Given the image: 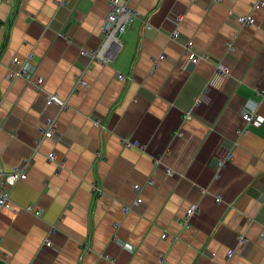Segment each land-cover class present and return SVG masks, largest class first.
<instances>
[{
	"label": "crops",
	"instance_id": "1",
	"mask_svg": "<svg viewBox=\"0 0 264 264\" xmlns=\"http://www.w3.org/2000/svg\"><path fill=\"white\" fill-rule=\"evenodd\" d=\"M257 1L129 0L139 18L121 50L88 66L78 47L99 46L109 0H0V173L31 159L0 210V264H264V122L236 134L247 102L264 118ZM244 15L255 24L234 20ZM175 30L208 59L189 65ZM30 53L44 88L67 103L59 141L37 130L33 86L8 75L12 58ZM216 64L230 74L215 78ZM126 137L138 146L125 147ZM137 198L142 213L125 211ZM192 206L199 213L184 226ZM241 235L254 243L247 256Z\"/></svg>",
	"mask_w": 264,
	"mask_h": 264
},
{
	"label": "built area",
	"instance_id": "2",
	"mask_svg": "<svg viewBox=\"0 0 264 264\" xmlns=\"http://www.w3.org/2000/svg\"><path fill=\"white\" fill-rule=\"evenodd\" d=\"M192 1L196 2L197 0ZM263 6L264 2L262 0H258L253 4V7L256 9L262 8ZM138 18V13L129 7V0H109V12L101 26L99 46L93 50H86L83 47H78L79 54L87 59L88 66L93 62H100L102 64L113 62L116 55L122 48L123 35L125 34L127 28ZM234 20H236L240 26H251L255 24V19L251 15L234 16ZM144 21V28H151L148 20ZM180 21L181 18L176 17V22L178 23ZM170 36L172 40L179 41L182 44L189 65H195L203 58L208 59V57L198 53L193 40L182 38L179 31L175 30L171 32ZM232 48V44H228V49L231 50ZM33 58L34 56L32 53L27 56L24 62H21L17 57L12 58L11 64L8 66V75L10 78L21 76L33 86L37 94L36 106L39 109L41 121L37 130L42 138H55L59 141L61 135L57 129L58 116L67 108V103L57 94L50 93L44 88V80L37 74L36 67L33 64ZM165 58L166 56L161 54L158 58L153 59V67L158 65L159 60H163ZM214 67L215 78L222 79L230 74L229 69L220 64H216ZM117 78L125 81L130 79L119 73L117 74ZM79 83L85 85V82L80 79ZM256 94L259 95L261 99H264V90L259 89L256 91ZM257 108L258 105L255 102H247L243 106L241 110V118L244 124L236 132L238 137L245 135L253 127H260L263 124L264 118L258 114ZM96 124H98V122ZM122 143L125 147L138 146L127 137L123 138ZM35 144L38 145V141H35ZM231 157L230 152L218 157L216 161L218 168L221 169L224 167L226 163L231 160ZM47 159L51 162H55L56 152L49 153L47 155ZM154 163L155 165H158L161 163V159L159 157L155 158ZM30 165L31 159H26L18 166L14 167L11 171L7 173H0V210L11 206L9 189L17 182L23 181L27 178V172ZM167 173L169 175L174 174L171 169H167ZM134 189L138 190L139 187H135ZM93 192H100V189L93 186ZM216 201H221L220 196H217ZM259 202L264 204V193L261 194ZM24 209L35 216L41 215V212L35 210L32 205L26 206ZM124 210H135L142 213L144 210V203L140 198H137L133 204L125 206ZM198 213L199 209L197 206H192L186 211V215L181 224L184 226L189 225L191 217L197 215ZM114 238L116 237L114 236ZM44 246L45 248L51 247V242L48 238L44 240ZM253 246V242L249 241L243 235L239 236L238 247L239 253L242 256H247ZM233 251L234 250L229 249L227 256L230 257L233 254Z\"/></svg>",
	"mask_w": 264,
	"mask_h": 264
}]
</instances>
